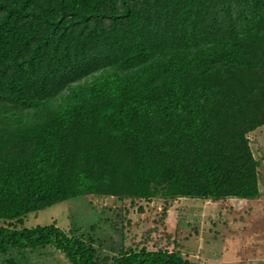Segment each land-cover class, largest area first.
<instances>
[{
	"label": "trees",
	"instance_id": "16d2710c",
	"mask_svg": "<svg viewBox=\"0 0 264 264\" xmlns=\"http://www.w3.org/2000/svg\"><path fill=\"white\" fill-rule=\"evenodd\" d=\"M260 127L264 0H0V256L201 264L19 226L85 196L257 199Z\"/></svg>",
	"mask_w": 264,
	"mask_h": 264
},
{
	"label": "rangeland",
	"instance_id": "374dc122",
	"mask_svg": "<svg viewBox=\"0 0 264 264\" xmlns=\"http://www.w3.org/2000/svg\"><path fill=\"white\" fill-rule=\"evenodd\" d=\"M55 106H61V98ZM248 139L258 163L257 199L85 196L29 214L19 229L55 224L90 244L98 263L146 249L175 252L201 264H264V127L249 133ZM9 223L1 221L0 227ZM11 260L70 264L53 246L0 256V264Z\"/></svg>",
	"mask_w": 264,
	"mask_h": 264
},
{
	"label": "crops",
	"instance_id": "0c3cea01",
	"mask_svg": "<svg viewBox=\"0 0 264 264\" xmlns=\"http://www.w3.org/2000/svg\"><path fill=\"white\" fill-rule=\"evenodd\" d=\"M261 192V191H260Z\"/></svg>",
	"mask_w": 264,
	"mask_h": 264
}]
</instances>
